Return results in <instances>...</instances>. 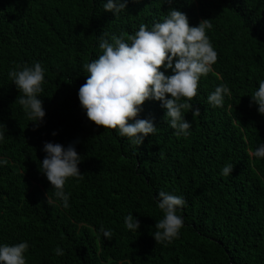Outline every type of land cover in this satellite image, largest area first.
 <instances>
[{"label":"trees","instance_id":"trees-1","mask_svg":"<svg viewBox=\"0 0 264 264\" xmlns=\"http://www.w3.org/2000/svg\"><path fill=\"white\" fill-rule=\"evenodd\" d=\"M170 8L193 26L209 19L217 60L183 110L187 138L174 134L160 101L149 99L138 118H153L157 130L131 145L84 114L82 65L99 55L102 31L130 35ZM33 61L45 69L38 125L15 102L19 91L7 75ZM260 79L264 0H128L116 16L102 0H0V156L7 159L0 166V243L27 241L26 264H264V159L250 155L264 142V116L248 96ZM219 84L231 96L212 107L206 98ZM46 141L72 143L81 155L80 177L64 185L68 208L52 198L38 168ZM226 164L232 172L221 175ZM159 190L185 200L183 226L170 243L152 236L162 217ZM129 213L140 222L136 231L124 225ZM101 224L110 240L98 233Z\"/></svg>","mask_w":264,"mask_h":264},{"label":"clouds","instance_id":"clouds-1","mask_svg":"<svg viewBox=\"0 0 264 264\" xmlns=\"http://www.w3.org/2000/svg\"><path fill=\"white\" fill-rule=\"evenodd\" d=\"M127 3L128 0H102V7L116 16L127 7ZM210 27L209 19H202L193 26L183 11L170 8L162 20L154 21L150 27L141 23L130 35L102 31L97 36L101 51L97 58L82 65L86 79L77 92L80 107L88 120L105 129H114L131 145L139 146L146 136L156 132L157 127L153 118H138V115L146 100H157L165 109L164 119L174 134L187 138L191 122L185 119L183 110L196 95L201 77L212 70L217 60V52L206 34ZM161 67L171 70V74L166 75ZM7 75L19 91L15 102L29 120L38 125L45 116L40 97L45 80L41 62L16 64ZM230 96L228 85L219 84L206 99L209 105L218 107ZM248 96L250 106H256L257 112L264 116V79L258 81V87ZM198 111V108L194 109V113ZM42 151L45 156L38 164L39 171L51 184L52 198L68 208L70 194L64 185L68 178L80 177L81 155L72 143L64 146L46 141ZM250 155L264 159V142L258 143ZM6 163L7 159L0 156V166ZM230 172L232 166L226 164L220 174ZM155 202L162 217L156 220V231L152 236L157 243H170L183 226V217L178 215V210L185 200L183 196L159 190ZM123 222L128 230L140 228L133 213L125 215ZM98 233L108 240L112 237L111 230L103 224ZM28 248L25 240L0 243V264H26ZM53 252L56 256L63 255L60 246H56Z\"/></svg>","mask_w":264,"mask_h":264}]
</instances>
